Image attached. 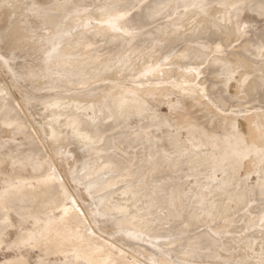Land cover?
Segmentation results:
<instances>
[{"label":"bare ground","instance_id":"1","mask_svg":"<svg viewBox=\"0 0 264 264\" xmlns=\"http://www.w3.org/2000/svg\"><path fill=\"white\" fill-rule=\"evenodd\" d=\"M93 1L95 0H71L72 5L66 10L67 19L61 30L59 32L53 30L51 36L45 34L43 43L31 45V50L27 53L29 58L26 66L34 74V78L19 82L13 80L11 73L18 72L20 67L25 66L24 56L17 57L7 66L0 65V89L8 93L6 99H0V192L5 188L19 186L22 193L16 199L18 204L26 200L37 207L50 205L47 209L49 212L70 209L64 224L59 227L60 235L53 237L51 252L47 257L51 264H63L65 259L70 264H133V262L151 264L154 258L164 259L160 256L161 249H165V255L172 260L184 258L181 249L178 246L174 247L175 242L172 245L166 243L168 235L174 233L180 225L170 221L167 216L160 215L165 205V195L169 202L174 201L181 210L191 207L196 215H200L196 207L199 202H194L191 197L200 195L202 187L211 186L213 192L221 187V184L215 183L206 185V175L210 174L215 181L226 182L236 187L224 189L225 199L215 202L217 206L222 205L218 209L220 213L215 215V223L207 217H202L195 221L189 230L205 244V254L202 257L198 256L197 259H203L205 262L214 259V255L208 254V249L213 254L220 255L221 259L229 258L228 253L232 251V246L239 248V240L234 241L224 235L218 243L217 238L211 233H228L233 229L239 232L231 218L242 216L244 208L232 211L238 206L235 202H229L230 196L237 195V188L240 196L247 193L259 200V188L253 190L256 178L250 180V183L244 182L245 177H252L258 170L256 159L241 161L239 164L229 159L220 164V160L223 159L220 146L213 145L193 133L192 139L195 143L189 146L192 154L179 172H170L166 169L155 171L145 165L141 175L136 176L133 181L131 177L135 175L134 173H125L120 169L123 175L129 176V182L120 187L122 176H113L111 172L115 170L106 169L105 165L124 160L129 165L135 161L136 166L140 167L139 160L144 156L143 148L129 140V137L134 135L131 130L142 126L140 117H129L126 114L124 119H120L118 113L114 112L116 119L109 120L105 114L103 119L107 122L106 130L110 136L104 138L103 147H97L91 152L82 149L79 140L71 138L70 125L76 124L82 133L91 135L95 128L89 120L92 116L89 109L97 106L95 111L99 117V105L106 99L129 98L126 94L131 91L153 108L158 107L162 114H166L161 109L163 105L177 101L181 103L185 100L186 102L182 104L184 109L203 127L208 105L199 96L185 95V91L195 84L207 90L204 82L210 86L211 91L218 88L215 87L217 82L212 86L208 74L200 68L199 61L205 57L204 63H207L210 72L217 65L214 61L212 63L207 61L206 57L211 53H206L198 45L210 31L215 30L214 18L222 19L228 11L220 5L245 0L99 1L102 5L98 11L104 18H107L108 14H115L111 12L109 6L129 3L150 6L153 17L144 24L148 30L134 39L111 31L103 22L96 25L93 17L95 13L89 8ZM19 2L20 0H0V33L11 29L15 35L17 25L20 23L18 10L7 5H17ZM246 2L257 7L242 13L241 18L246 23L259 25L257 18L260 0ZM202 4L210 6L206 8L207 16L200 12L199 6ZM193 5L197 7L194 8ZM85 9L88 11L85 12ZM148 11V8L142 11L138 8L139 15H145ZM77 12L80 15H75ZM170 16L172 18L169 20L160 22L162 18ZM254 29L257 30L259 27ZM157 33L160 38L159 44L151 39ZM187 37H195L196 42L178 46L183 44ZM260 43V36L252 31L241 49L260 58L257 51ZM109 44L115 49L103 50ZM134 44L139 45L134 51L128 54L123 51ZM53 47L56 51L50 57H46L45 51H51ZM101 47L103 49H100ZM183 47L185 54L179 55ZM0 51H10L9 43L0 40ZM139 58L144 60L142 65L147 67L145 69L147 74H139L134 79L126 80L125 76L130 74L128 72L138 68L135 62H138ZM253 62L246 60L248 71L245 75L254 76L248 89V102L257 101L259 97L264 96L261 90L264 63ZM82 63H91L93 66L85 71L79 66ZM149 67L152 71H149ZM196 68H200V75L206 78L203 83H191L192 78L194 81L200 80V78L196 80L195 72L190 71ZM174 70L183 82L190 83L182 86H160L153 82L157 76L172 73ZM109 71H112L116 81L109 84L99 81L103 78L101 76ZM145 83L149 84L143 86ZM14 90L19 92L23 90L30 94L32 102L22 104L17 109L16 105L21 101L20 98L14 97L12 93ZM38 109L41 112H38ZM256 119L257 116L254 114L251 121L255 122ZM17 122L23 127H8ZM207 123L211 127V121ZM248 123L245 121L243 124L241 129L243 134H248ZM143 124L147 126V121ZM53 137L55 139H52ZM253 140L257 142V147L261 146L258 135L251 136L250 142ZM57 144L64 150L63 157L57 155L55 147ZM125 153H128V156H125ZM85 161H90L86 171ZM50 165L55 167L57 179L54 182H45L50 175ZM218 165L222 170L214 171ZM226 168H229L227 174L224 173ZM110 185H116V190H109ZM127 185L128 188L125 187ZM143 188H146V191L140 192ZM189 192L191 195L186 196L185 193ZM65 193L69 201H76L79 212L71 210L70 203H65ZM248 204H253V201L249 200ZM225 221L231 223L226 224ZM222 222L224 224H220ZM248 229L250 233L254 232L250 238L256 240L260 235V229L249 227ZM244 239H249V236L246 235ZM221 248H226V251L221 253ZM73 252H76L80 259L73 256ZM65 253L68 255L65 256ZM38 257L39 253L33 259Z\"/></svg>","mask_w":264,"mask_h":264},{"label":"snow or ice","instance_id":"2","mask_svg":"<svg viewBox=\"0 0 264 264\" xmlns=\"http://www.w3.org/2000/svg\"><path fill=\"white\" fill-rule=\"evenodd\" d=\"M8 7L18 10L20 23L17 25L15 35L12 30L0 33V40L9 43L10 51H0V65L7 66L12 64L17 57L24 56V65L19 68L18 72H12L13 80L16 82L26 81L34 78V74L27 68L28 55L31 50V45L37 42L43 43L45 34L51 36L52 31L59 32L64 25L67 16L66 10L70 7L64 0H20L17 5H7ZM197 7V5H193ZM209 5H200V12L205 16L208 15L206 8ZM221 8L228 9L225 16L221 19L216 17L213 20L214 31L201 41L198 47L204 49L206 53H211L206 59L209 63L213 61L217 65L219 72V83L215 87L221 90V96L217 99L214 94H210L206 89H201L199 84L190 86L189 90L185 91V95L199 96L208 105V111L205 113V124L203 127L198 121H194L189 112L184 109L183 105L177 101L169 103L166 114H162L158 107L153 108L149 103L136 95L135 92L129 91L126 95L129 98H110L106 99L103 104L99 105L100 114L96 115L95 108L92 106L89 110L92 116L89 120L95 131L91 135H86L80 131L76 124L70 125L72 128V139L79 140L82 149L89 152L95 151L97 147H103L105 137L110 134L106 130L107 122L103 117L108 115L109 120L116 119L114 112L118 113L120 119H124L127 114L131 116H139L142 121V126L139 129H132L133 136L129 140L143 148L144 156L139 160L140 167L136 166V162L132 161L129 165L124 160H117L114 163L106 164V169H114L112 175L122 176L120 187H123L129 182V176L123 175L119 170L123 169L125 173H134L131 178L134 181L136 176L141 175L143 168L146 165L155 171L166 169L170 172H179L185 166V161L192 154L190 145H194L192 139L193 133L198 134L201 139L220 146V151L223 153V159L220 164L227 160H232L235 164L248 159H256L258 161V170L253 174L256 178V184L253 185V190L259 188L260 198L256 199L254 195L230 196L229 202L237 203L238 208L232 211H238L239 208H244L247 214L249 208L252 211L264 213V101L261 102L258 110L250 111L252 105L247 103L248 89L253 81V77L245 75L248 71L246 66L247 57L243 56L241 46L250 38L253 28L259 27L260 46L257 51L260 54L261 60L264 61V0H260L259 5V25L246 23L243 21L242 13H246L250 9H255L257 5L246 2H234L230 4H222ZM111 12L108 14V19L103 21L108 29L115 33H119L128 39H134L148 29L144 24L148 23L153 17V12L148 4H140L139 6L133 3L123 4L118 6H109ZM139 10L148 8L149 11L145 15H139ZM88 10L85 9V12ZM75 15H80L79 12ZM88 25H85L87 27ZM67 35V33H65ZM151 39L156 43H160L159 34H154ZM58 47V46H57ZM56 48L51 51H45L46 57H50ZM205 57L199 61L200 68L204 67ZM200 68L191 69L196 76L200 75ZM11 72V69H9ZM149 71H152L149 67ZM144 73L143 75H146ZM235 88V95H232V89ZM227 89V91H225ZM261 90L264 92V71L261 72ZM210 96L212 98H210ZM8 93L0 89V99H6ZM21 103L16 105L19 109L22 104L31 103L30 94H26L21 90ZM235 102H239L238 107L232 106ZM257 116L255 122L251 121L253 115ZM147 121V126L143 122ZM207 121H211L209 127ZM245 121H248V134H243L241 129ZM8 127L22 128L19 122ZM38 131V129H37ZM221 133V134H218ZM259 136L260 147H257V142H250L251 136ZM52 139H55L54 137ZM57 155L63 157L64 150L59 144L56 146ZM128 156V153H125ZM139 156V153H138ZM216 160L215 157H213ZM90 161H85V171L87 170ZM50 167V175L45 182L56 181V169ZM222 170L219 168L214 169ZM250 177H245L244 182L250 183ZM143 182V181H142ZM221 184L218 191H223L230 186L224 182L214 181ZM116 185H110L109 190L115 191ZM236 187V185H231ZM91 191V187H89ZM22 193L19 186L5 188L0 192V264H51L48 260V255L51 252L53 237L59 236V227L64 224L65 217L69 214V208H63L58 212H49L47 209L50 205H41L39 207L29 204L26 200L19 204L16 202L17 197ZM213 189L211 186L206 187L203 193L191 199L198 201L197 211L200 215H196L191 207L181 210L174 201L169 202L165 195V205L161 216H167L170 221H175L180 227L174 233L168 235L166 243L174 247H179L182 251L183 259L172 260L165 255L166 250H160V256L164 259L154 258L151 264H264V214L260 216V235L256 240L250 238L254 232L244 228L243 231L237 232L233 229L232 232H212L211 235L220 239L227 235L232 240H239V248L232 246V251L228 253L226 259H221L220 255H215L208 249L209 255H214V259L204 261L197 259L205 254V244L189 230L195 221L202 217H207L215 223V215L218 212L217 205L212 203ZM190 196L191 193H185ZM252 200L253 204L249 205L248 201ZM65 203H70L76 212V201L67 199L65 193ZM245 205H248L245 207ZM187 221V222H186ZM163 223V220L160 221ZM227 224L228 222L225 221ZM66 227V226H65ZM243 227V222H241ZM202 231L201 229H197ZM211 232V229H209ZM249 239L245 240V236ZM81 240L83 237H79ZM139 238V236H137ZM221 253L226 251V248H221ZM39 253L38 259H33ZM65 256L68 254L65 253ZM77 259L80 257L76 252L72 253ZM123 255V254H121ZM240 256L239 259L232 257ZM63 264H70L65 259ZM135 264V262H133Z\"/></svg>","mask_w":264,"mask_h":264},{"label":"rangeland","instance_id":"3","mask_svg":"<svg viewBox=\"0 0 264 264\" xmlns=\"http://www.w3.org/2000/svg\"><path fill=\"white\" fill-rule=\"evenodd\" d=\"M99 1H101V0H95V1H93V3L92 4H90V6H89V8L90 9H92V11L95 13L94 14V20H95V24L96 25H101V22H103V21H105L106 19H108V17L107 18H104L103 17V15H100V13H99V11H98V9H99V7L102 5V4H100V2ZM64 2L65 3H67L69 6H71L72 5V3H71V0H64ZM170 18H172V16H170V17H166V18H162L161 19V21L160 22H165V21H167V20H169ZM257 20L258 21H260V17L259 18H257ZM252 31H254L256 34H258L259 35V29H254L253 28V30ZM260 36V35H259ZM195 37H187V40L183 43V44H179L178 46H182V45H184V46H186V44H191V43H194V42H196L195 40L196 39H194ZM138 44H134V45H131L129 48H126V49H124L123 51L126 53V54H128V53H130L131 51H134L136 48H138ZM100 49H103L102 47L100 48ZM115 48H114V46L112 45V44H109V45H107L103 50H105V51H108V50H114ZM159 51V50H158ZM241 52H243V56H245V57H247V60L248 61H250V62H253V63H257V64H263L264 63V61H262V60H260V58H258V56L256 55V54H254V53H252V52H244V51H242V49H241ZM179 55L181 54V55H184L185 54V50H184V47L183 48H181V50L179 51V53H178ZM144 63V60L142 59V58H139L138 59V62H135V64H138V68H136V69H134V70H132V71H129L128 73H130V74H127L126 76H125V79L126 80H130V78L131 79H134L135 77H137V75H139V74H143V73H145L146 72V70L145 69H147V67L146 66H143L142 64ZM79 66H81V67H83L82 69H84L85 71L87 70H90V67H92L93 66V64H91V63H88V64H86V63H82V64H80ZM76 67V66H75ZM207 67H208V65H207V63H204V67L202 68L203 69V71H205L207 74H208V76H209V78H210V81H211V83H212V86H214V82H217V83H219V72H218V70H217V67H214V71L213 70H211V72H210V69H207ZM116 68V67H115ZM203 73V72H202ZM210 73V74H209ZM113 73H112V71L110 72H106V73H104L101 77H103V78H101V79H99V81H103L104 83H106V84H109L110 82H114V81H116V79L114 78V74L112 75ZM132 76V77H131ZM196 76V75H195ZM7 77V76H6ZM153 78H155V77H153ZM200 78V80H198V81H194L193 79L194 78H192L191 79V83H193V84H195V83H197V82H201V83H203V81L204 80H206V78H204L203 77V75L201 74V75H199V77H195V79L197 80V79H199ZM151 81V80H150ZM153 82H155L157 85H160V86H182V85H184V84H186V83H190V82H183L182 80H181V78L179 77V75H178V73H177V71L176 70H174L172 73H169V74H165V75H159V76H157V78L155 79V80H153ZM153 82H152V84H153ZM150 83V82H149ZM149 83H145V84H143V86L144 85H148ZM204 85L206 86V88H207V91L210 93V94H214V96L217 98V99H219L220 98V96H221V90H220V88L218 87V88H215V89H213L212 91H211V88H210V86H208V84H206L205 82H204ZM91 86H93V85H91ZM77 90H80L79 88H77ZM17 90H14V91H12V93H13V95H14V97L15 98H20V95H21V92H19V90L16 92ZM225 91H227V89H225ZM236 93H235V90H234V88L232 89V95H235ZM18 95V96H17ZM184 95V94H183ZM262 101H264V96L263 97H259L258 98V100L257 101H250V102H248L247 101V103L249 104V105H252V108L251 109H249L250 111H254V110H258L259 109V107H260V104H261V102ZM184 102H186L185 100H182L181 101V104H184ZM232 106H234V107H238L239 106V102H235ZM161 109H162V111L163 112H165V113H167V109H168V105H163L162 107H161ZM190 110V109H189ZM38 112H41V110L40 109H38L37 110ZM36 117H38L37 115H36ZM117 128L115 127L114 128V130H116ZM258 162V161H257ZM229 168H226V170L224 171V173H228L229 172V170H228ZM157 175V174H156ZM155 175V176H156ZM113 176H115V175H113ZM150 176V175H149ZM193 180V179H192ZM206 185H209V184H213L214 183V179L212 178V176L210 175V174H208V175H206ZM251 180H254V175H252V178H251ZM215 184H218V183H215ZM229 186H231L230 184H228ZM145 186V185H144ZM126 188H128V185L127 186H125ZM206 187H202L201 188V191H202V193H203V190L205 189ZM144 191H146V188H143V189H141L140 190V192H144ZM201 193V194H202ZM144 198H146L147 196H143ZM223 199H225V196H224V193H223V191H216V192H213L212 193V203H215V202H218V201H221V200H223ZM222 207V205H219V206H217V208L219 209V208H221ZM220 212L218 211L217 212V214H219ZM200 214V213H199ZM241 214H243L242 216L241 215H239V217L238 216H236V217H232L231 218V220L233 221V224L236 226V228H237V230L238 231H240L241 229L240 228H250V229H260V216L262 215V214H264V213H261V212H258V211H252V209L251 208H249V211H248V213L246 214L245 213V211H242L241 212ZM224 222V221H223ZM220 223V224H224V223ZM241 222H243V227H241ZM228 223H231V221H228ZM204 226V225H203ZM238 227H240V228H238Z\"/></svg>","mask_w":264,"mask_h":264}]
</instances>
